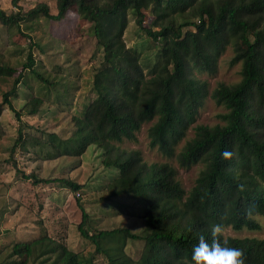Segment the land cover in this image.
Wrapping results in <instances>:
<instances>
[{"label":"trees","instance_id":"trees-1","mask_svg":"<svg viewBox=\"0 0 264 264\" xmlns=\"http://www.w3.org/2000/svg\"><path fill=\"white\" fill-rule=\"evenodd\" d=\"M146 10L154 16L151 27L143 24ZM70 12L90 28L101 49L91 80L94 96L74 112L70 135L62 138L49 133L42 143L47 155L54 157L80 156L91 145L101 148L102 164L117 170L105 186L107 197L126 194L139 201L146 228L143 233L127 227L97 230L80 206L77 230L92 251L71 249L44 232L9 244L2 251L6 253L3 264H96L97 256L99 264H192L193 245L200 235L211 240L212 225L235 231L260 229L255 216H264V0H56V12L42 2L27 10L18 6L9 13L0 8V23L34 30L43 22H59ZM128 15L158 42L154 58L142 60L136 50L123 47L120 35ZM21 34L28 37L30 48L44 51L30 34ZM227 46L233 51L230 64L240 63V79L217 83L210 96L226 110L219 114L222 123L195 125L193 136L176 154L180 167L202 165L185 191L169 163H146L139 150L121 149L115 143L136 141L142 124L153 121L148 128L149 146L173 154L207 95L206 83L192 70H214ZM35 64L29 51L22 69L46 87L57 84L56 78L50 82ZM22 69L3 93L0 114L5 107L18 118L22 113L10 100L19 84L26 82ZM144 69L151 74L148 79ZM54 71L61 74V66ZM2 73L12 76L15 70L0 64ZM41 102L33 96L26 113L36 114ZM65 107L74 109L71 104ZM21 136L20 132L16 142ZM225 151L229 155H222ZM26 178L35 185L54 184L73 192L82 187L64 177L32 174ZM116 237L118 245L106 246V239ZM222 237L228 246L241 250L243 264H264V239ZM127 240L142 242L136 258L125 251Z\"/></svg>","mask_w":264,"mask_h":264},{"label":"rangeland","instance_id":"rangeland-1","mask_svg":"<svg viewBox=\"0 0 264 264\" xmlns=\"http://www.w3.org/2000/svg\"><path fill=\"white\" fill-rule=\"evenodd\" d=\"M40 2L46 3L51 12H56V0H16L15 5L12 0H0V8L9 13L16 11L18 6L27 10ZM153 18L150 10H146L143 24L151 27ZM124 24L120 35L123 47L136 50L142 60L145 56L154 58L152 53L157 49L158 42L146 36L135 24L132 15L126 17ZM20 29L0 23V64L15 70L12 76L7 73L0 75V102L3 93L11 88L14 76L26 62L29 51L36 62L34 67L50 82L55 78L58 81L56 85L46 87L45 83L23 68L22 71L27 74L26 82L20 83L16 95L10 98L13 107L22 113L18 118L11 109L5 107L0 114V264L6 259V253L2 251L9 244L31 240L44 232L66 243L71 249L85 250L84 253L92 251L90 244L77 230L81 218L80 206L90 215L89 225L94 229L127 227L132 232L143 233L146 228L142 219L144 206L126 194L107 197L105 186L116 176L117 170L102 164L101 148L91 145L80 156L54 157L47 155L46 146L42 143L49 138V133L62 138L70 135L74 112L94 96L91 80L101 58V49L96 47L90 28L85 23L80 24L77 15L70 12L59 22H43L34 30H26L20 25ZM21 32L30 34L43 46L44 51L30 48L28 37ZM232 54L231 46H227L219 53L214 70H192L197 79L206 83L207 95L197 108L194 122L174 147L173 154L163 153L157 146H149L148 128L153 121L142 124L135 133L136 141L124 139L115 145L121 149L139 150L146 163H169L175 171V178L188 191L202 165L197 163L180 167L176 162V154L182 144L193 136L195 125L222 123L219 114L226 110L214 102L210 93L219 82L233 84L239 81L240 63L230 64ZM57 66H61V74L54 71ZM150 75L149 70L144 69L145 79ZM33 96L40 97L42 102L36 114H28L26 110L30 108ZM69 104L74 109H65ZM20 132L22 139L16 142ZM32 174L39 178H68L82 184V187L73 192L54 184L35 185L31 178H26ZM255 218L261 225L258 230L235 231L227 227L222 234L264 239V216L256 215ZM119 241L117 237L106 239L105 244L118 245ZM141 246L140 240H127L125 251L136 258ZM95 261L96 264L100 263L99 256Z\"/></svg>","mask_w":264,"mask_h":264},{"label":"clouds","instance_id":"clouds-1","mask_svg":"<svg viewBox=\"0 0 264 264\" xmlns=\"http://www.w3.org/2000/svg\"><path fill=\"white\" fill-rule=\"evenodd\" d=\"M222 155L227 156L229 153L225 151ZM222 231V227L216 224L211 226L210 241L204 235L198 237L191 249L192 264H243L241 250L228 246L227 240L222 237Z\"/></svg>","mask_w":264,"mask_h":264}]
</instances>
